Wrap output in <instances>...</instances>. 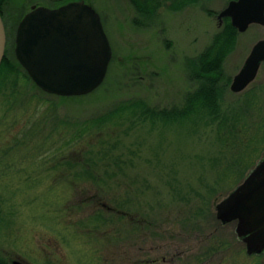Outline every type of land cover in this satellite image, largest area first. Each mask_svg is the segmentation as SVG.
<instances>
[{
	"label": "rangeland",
	"instance_id": "rangeland-1",
	"mask_svg": "<svg viewBox=\"0 0 264 264\" xmlns=\"http://www.w3.org/2000/svg\"><path fill=\"white\" fill-rule=\"evenodd\" d=\"M85 1L100 16L111 60L92 92L59 97L39 89L14 56L16 26L24 13L32 6L56 5L52 0H0L5 33L0 262L264 264V252L246 254L235 221L222 224L216 216V205L264 156V61L243 90L230 89L251 46L264 38V25L251 24L241 32L231 24L236 35L221 67L224 77L209 92L219 101L223 126L209 117L208 106L171 124L145 119L141 112L102 124L103 141L121 159L119 168L109 161L110 169L97 167V172L112 197L118 191L129 199L127 216L120 219L115 214L120 210L110 207L106 197L82 204L97 191L95 184L75 177L82 153L93 156L91 164L104 162L94 154L99 144L75 138L77 130L132 100L150 109H180L188 94L208 91L192 78L191 61L225 30L226 20L217 14L229 0H199L180 10L164 7L151 18L138 15L130 0ZM105 206L109 212L102 210ZM96 212L110 222L83 224Z\"/></svg>",
	"mask_w": 264,
	"mask_h": 264
},
{
	"label": "water",
	"instance_id": "water-1",
	"mask_svg": "<svg viewBox=\"0 0 264 264\" xmlns=\"http://www.w3.org/2000/svg\"><path fill=\"white\" fill-rule=\"evenodd\" d=\"M229 17L238 31L249 24L264 25V0H230L218 15ZM14 55L44 92L59 96L88 94L104 80L111 47L98 13L84 1L55 9L32 6L18 22ZM5 46L0 16V63ZM264 60V39L251 48L230 89L243 90L256 76ZM223 223L236 220L235 231L248 254L264 251V156L229 195L216 205ZM13 264H24L14 260Z\"/></svg>",
	"mask_w": 264,
	"mask_h": 264
},
{
	"label": "trees",
	"instance_id": "trees-1",
	"mask_svg": "<svg viewBox=\"0 0 264 264\" xmlns=\"http://www.w3.org/2000/svg\"><path fill=\"white\" fill-rule=\"evenodd\" d=\"M198 2L199 0H130V3L133 5L136 13L144 18H149V17L151 18L156 16L159 10L164 7L165 8L168 7L169 10H180L185 6L197 4ZM223 19L226 20L225 30H223V32L216 34L215 40L211 45V47L208 48V50H206L204 53H201L196 59L191 61L190 68L192 69L191 70L192 78L197 80L199 86H201V84L205 85L208 91H203V88H201L194 91L193 93L188 94L185 98V105L180 109L178 108L150 109L146 104L143 103L144 101L132 100L133 102L128 103V105L119 106L115 108L113 111L109 112L107 115L99 116L95 119L87 121L85 122L86 124L83 123L84 125L82 124L79 127L75 138L87 137V140H85V142L95 141V143H93L92 145L99 144L98 149L95 150L94 154L99 160H101V162H104V164H100L101 166L98 163L91 164V159L93 156H88L89 154L83 152L82 155L84 159L80 164L79 163H77V165L75 164L77 167L80 166L81 168V170L75 174V177L78 176L82 177V179L86 181L88 185L90 183L93 185L95 184L94 186L95 189L97 190L96 193L92 194L90 197L88 198L84 197V199H82L83 205L84 203L87 202L93 203V201L97 199L99 200L100 199L99 197L101 198L106 197V199H108L107 201L110 202V207L120 210V212L118 211L117 213H115L118 217H120V219L124 217L126 218L127 216L125 207L128 205L127 201H129V199H127L126 201V197H125L126 194L122 196V193L119 194L118 191H113L116 194L112 197L111 194L108 193L109 184L108 185L105 184L104 180H102L99 177V173L97 172L98 170L97 167L110 169L111 166L108 164L109 161L113 162L112 163V165H114L113 169L120 167L119 163L121 156L119 155V153L116 152V150L113 149V147L108 146L107 145L108 143H105V141H103L104 138L100 134L102 131L100 127L107 120L109 122L112 121V124H116L118 122V118L120 117L123 118V114L130 115L135 112L136 114L138 112H141L140 113L141 116L145 117V119L149 117L148 120L151 121H159V122L162 121L164 124H171L185 119V116H188L192 113L195 114L199 111H203L205 109V106H208L211 109L208 113L209 117L213 121L218 120V124L220 126L221 125L223 126L225 121V116H223L221 113L219 101L214 100V97H212L213 94L209 93L210 91H212L211 87L214 84H216V82L219 84L221 78L224 77L223 69L221 67L227 55L228 49L232 47V42L233 40H235V35H236V31H235L236 29L231 25L229 18H223ZM230 40L232 42H230ZM3 68H4V64L0 68V71H2ZM201 79L203 81H206V83L205 84L202 83ZM205 100L207 101V103L204 102ZM125 110H129V111H125ZM113 121L115 123H113ZM235 122L232 123V126H235L234 125ZM240 123L242 126L243 124H245V122L242 121H240ZM226 124L228 126L227 122ZM231 135H233L232 132H230L228 136L230 137ZM252 154L253 153H251L250 156H252ZM80 189L82 190V188ZM82 191L85 192V190ZM102 194H104V196H102ZM105 207L109 208V206H105ZM102 210L105 209H103L102 207ZM105 211L109 212L108 210ZM109 219L111 218L103 217L101 212H96L91 217V220L87 219L85 220L87 222H83V224L108 223L110 222ZM132 222L137 223L135 221ZM97 224H95V226ZM0 264H6V262L5 263L0 262Z\"/></svg>",
	"mask_w": 264,
	"mask_h": 264
},
{
	"label": "flooded vegetation",
	"instance_id": "flooded-vegetation-1",
	"mask_svg": "<svg viewBox=\"0 0 264 264\" xmlns=\"http://www.w3.org/2000/svg\"><path fill=\"white\" fill-rule=\"evenodd\" d=\"M74 1H77V0H52L53 4L52 5H56L54 7H50V8H55V7H58V6H61V5H64V4H67V3H70V2H74ZM103 208H106L105 210H108L107 207H103ZM223 224V223H222Z\"/></svg>",
	"mask_w": 264,
	"mask_h": 264
}]
</instances>
